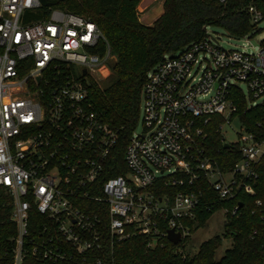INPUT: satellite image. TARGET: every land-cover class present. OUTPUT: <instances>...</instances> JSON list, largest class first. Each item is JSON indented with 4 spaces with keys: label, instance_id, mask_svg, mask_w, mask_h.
Instances as JSON below:
<instances>
[{
    "label": "built area",
    "instance_id": "built-area-1",
    "mask_svg": "<svg viewBox=\"0 0 264 264\" xmlns=\"http://www.w3.org/2000/svg\"><path fill=\"white\" fill-rule=\"evenodd\" d=\"M248 12L255 28L229 37L248 40L261 30L262 12ZM220 41L206 28L201 40L165 55L147 73L139 105L143 129L132 130L123 151L127 172L107 176L116 168L118 132L92 108L88 84L114 60L108 39L82 16L44 12L41 0H0V193L10 197L17 227L13 264L27 253L101 264L89 253L135 234L152 246L169 229L183 241L191 232L187 221L212 206L202 204L200 180L220 200L254 193L249 182L257 178L264 136L246 129L235 100L241 93L247 110L264 105V40L254 52L225 49ZM233 120L240 130L227 142L224 129ZM211 122L223 144L238 147L240 159L230 169L202 145ZM176 185L182 188L161 193ZM221 209L236 215L238 205ZM31 210L48 219L37 238L30 237Z\"/></svg>",
    "mask_w": 264,
    "mask_h": 264
},
{
    "label": "trees",
    "instance_id": "trees-1",
    "mask_svg": "<svg viewBox=\"0 0 264 264\" xmlns=\"http://www.w3.org/2000/svg\"><path fill=\"white\" fill-rule=\"evenodd\" d=\"M41 1L44 12L60 8L95 22L108 39L115 56L106 81L90 80L88 84L92 108L118 132L113 155L116 168L107 176L127 172L123 151L139 117L140 95L147 73L165 55L175 54L201 40L206 28L220 29L236 38L250 33L255 26L249 7L261 11L264 17V0H161L162 13L151 24H143L138 19L135 9L140 0ZM235 103L246 129L264 136V105L247 110L241 93L236 95ZM201 142L206 153L224 170L240 159L236 144L224 147L215 122L204 126ZM255 169L257 178L249 182L253 194L241 190L231 199L220 200L205 180L197 183L203 192L202 204L212 206L208 210L203 208L196 221H187L191 231L195 226L203 225L215 210L238 205L236 215H225L223 235L231 237L232 243L220 259L214 258L221 242L219 235L203 241L193 255L179 249L188 236L178 244L161 237L157 244L149 246V237L135 234L115 241L112 248L88 256L99 257L101 264H264V155ZM181 188L180 185L164 186L161 193H173ZM256 199H260L263 206H257ZM11 208L10 197L0 193V264H13V237L17 227L11 219ZM102 217L107 220V216ZM47 224L45 215L31 210L30 237H39L42 227ZM73 256L80 258L79 255ZM22 264H72V261H51L27 253Z\"/></svg>",
    "mask_w": 264,
    "mask_h": 264
},
{
    "label": "rangeland",
    "instance_id": "rangeland-1",
    "mask_svg": "<svg viewBox=\"0 0 264 264\" xmlns=\"http://www.w3.org/2000/svg\"><path fill=\"white\" fill-rule=\"evenodd\" d=\"M138 19L143 24H151L156 18H158L162 13L161 0H140L135 9ZM259 28L261 29L259 33L251 37L250 39H234L229 37L224 31L215 28H208V31L214 32L219 35L221 41V45L225 49H241L243 46L247 49V51L254 52L259 47L260 43L264 40V21L259 24ZM250 43L253 46H249ZM115 61H111L107 67L93 75L91 80L104 83L106 79L110 75V66ZM242 90L246 94V87L244 85L241 86ZM262 101L258 100L257 103ZM143 129L142 124V115L139 113L138 120L134 127V131L136 133H140ZM240 130V123L238 120H233L231 126H227L224 129V136L227 142H235L237 140V131ZM225 214L223 209H217L207 218L203 225L195 226L192 231L189 233L188 239L183 243V247L179 248L183 252L193 255L199 248V245L214 236H221V242L219 246L215 250L214 258L216 260L220 259L224 254L225 250L231 246L232 238L228 236H224L225 227Z\"/></svg>",
    "mask_w": 264,
    "mask_h": 264
},
{
    "label": "water",
    "instance_id": "water-1",
    "mask_svg": "<svg viewBox=\"0 0 264 264\" xmlns=\"http://www.w3.org/2000/svg\"><path fill=\"white\" fill-rule=\"evenodd\" d=\"M224 147L228 148V147H230V144L225 143L224 144ZM167 238H168V240H170L174 244H178L181 241L180 233L174 232L173 229H169L168 230V232H167Z\"/></svg>",
    "mask_w": 264,
    "mask_h": 264
}]
</instances>
